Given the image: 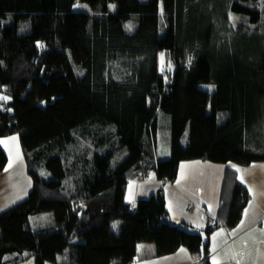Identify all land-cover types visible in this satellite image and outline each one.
I'll list each match as a JSON object with an SVG mask.
<instances>
[{
    "label": "trees",
    "instance_id": "1",
    "mask_svg": "<svg viewBox=\"0 0 264 264\" xmlns=\"http://www.w3.org/2000/svg\"><path fill=\"white\" fill-rule=\"evenodd\" d=\"M0 94V140L19 136L33 181L0 213V264H132L141 243L211 264L219 225L173 223L161 190L133 207L127 187L175 182L185 161L264 162V0H0ZM249 200L236 183L229 229ZM44 214L52 226L33 229Z\"/></svg>",
    "mask_w": 264,
    "mask_h": 264
},
{
    "label": "crops",
    "instance_id": "2",
    "mask_svg": "<svg viewBox=\"0 0 264 264\" xmlns=\"http://www.w3.org/2000/svg\"><path fill=\"white\" fill-rule=\"evenodd\" d=\"M8 164L0 172V213L24 201L33 187L20 138L13 135L0 140ZM171 151L167 150L165 159ZM164 160V159H163ZM245 187L249 203L241 222L226 226V211L235 185ZM162 191L171 220L197 230L219 225L209 238L211 264H264V162L240 166L193 160L181 163L175 182L159 180L151 174L129 182L126 201L133 207ZM47 217L51 215L47 214ZM155 245L141 243L132 264H200L187 249L155 258ZM202 264V263H201Z\"/></svg>",
    "mask_w": 264,
    "mask_h": 264
},
{
    "label": "rangeland",
    "instance_id": "3",
    "mask_svg": "<svg viewBox=\"0 0 264 264\" xmlns=\"http://www.w3.org/2000/svg\"><path fill=\"white\" fill-rule=\"evenodd\" d=\"M75 9L83 11V12L91 11L88 5L79 4V3L75 6ZM234 20H236V18ZM239 43L243 45L244 39L242 38V40ZM160 60H161L162 65L166 66L167 57L165 54L161 56ZM204 88L210 91H214L216 87L212 84H209V85H204ZM4 98H8V97L4 94H0V100ZM161 119H163L161 120V131L158 134V138L156 141V158L158 161L165 159L164 157L167 153V150L171 151V133L169 129L171 121L169 118H166L163 115L161 116ZM189 135H190V128H188V131L185 134L186 140L189 137ZM31 221H32L33 229L35 230H39V229L41 230L42 228H48L52 226V224L54 223V219H52V217H47V214L35 216L31 219ZM15 259H21L22 261L21 264H35L34 257H30L28 254H25L24 256H21V257L17 255L12 256L8 259L10 261L9 263L14 262Z\"/></svg>",
    "mask_w": 264,
    "mask_h": 264
}]
</instances>
